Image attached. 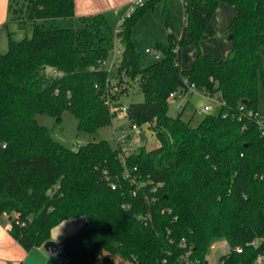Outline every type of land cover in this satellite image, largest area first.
<instances>
[{"label":"trees","instance_id":"1","mask_svg":"<svg viewBox=\"0 0 264 264\" xmlns=\"http://www.w3.org/2000/svg\"><path fill=\"white\" fill-rule=\"evenodd\" d=\"M23 1L10 0V9L15 22L33 25L32 36L9 33V49L0 51V221L10 214L11 236L30 251L64 221L84 218L64 240V264H208L219 240L229 244L220 264H264L257 261L264 256V133L256 117L264 0H183L181 37L170 33L169 46L157 48L164 58L143 67L132 32L158 1L145 0L120 24L116 82L99 65L114 39L104 14L78 19L79 28L46 29V21L75 20V0ZM222 3L237 8L228 56L199 52L183 69L182 48L200 45ZM132 82L144 100L128 104L126 115L150 125L154 149L126 152L100 140L72 150L36 119L48 114L60 124L70 111L79 130L96 133L112 124ZM191 84L222 104L197 126L181 117L184 107L169 113L173 92L190 96Z\"/></svg>","mask_w":264,"mask_h":264},{"label":"rangeland","instance_id":"2","mask_svg":"<svg viewBox=\"0 0 264 264\" xmlns=\"http://www.w3.org/2000/svg\"><path fill=\"white\" fill-rule=\"evenodd\" d=\"M24 1L20 0V4ZM128 12V11H127ZM12 17L9 21L7 27L0 29V51L5 53L9 49V33L12 34L15 40H22L26 37H31L33 32V25L31 23H24L21 25L19 22H15L12 19L15 18L13 12L11 11ZM127 14V13H126ZM184 6L182 0H158L154 7L148 11L135 25L132 32V40L135 44L136 51L140 56L141 66L146 67L155 62H158L164 58V53L160 48L158 54L152 55L147 53L148 48H167L170 44V33L175 36L176 39L179 38L183 26H184ZM78 22L71 19H62L56 21H46L44 22V27L46 29L52 28H79ZM117 25L115 23L109 22V33L115 34ZM229 33L224 32L222 34L214 35V32L208 35L207 40H212L208 44L213 45V47L218 46L217 41L220 38L222 44L230 43ZM190 46L182 48L186 50ZM197 52H202V47H195ZM217 48V47H216ZM218 50V48H217ZM111 56H109L110 58ZM264 68V63H263ZM116 71L110 73L111 79L115 80ZM129 83L130 80H129ZM133 83V82H132ZM130 92L129 94L122 96V103L128 105L132 102H141L144 100V96L139 89L138 82L129 84ZM206 98L202 96L199 92H195L192 99L177 98L171 102L169 106V113L173 116L180 114L179 106L187 104L182 118H187L190 114L196 111L197 114H204L202 112L203 106L206 103ZM208 102V101H207ZM217 107L215 102H210ZM257 109L260 114V123L264 125V77L261 76L259 83V94ZM216 113V111H214ZM213 114V113H211ZM36 119L39 124L47 127L53 137L57 142L62 143L66 147L77 150L80 146L88 144L90 142H98L100 140H108L115 148L119 145L124 147L129 151H138L141 147L146 146L148 149H154L159 145L156 138H152V132L150 129L143 128L141 135H124L122 129L124 127H129L131 120L126 115V113L117 112L113 118L112 124L99 129L96 133H88L78 129V119L70 112L65 111L62 115L61 123H57V119L48 114H37ZM117 139H120L118 143ZM14 215V214H12ZM11 218L10 214H5L2 217V221L9 222ZM63 226L55 229L52 232V237L56 238L58 231H61ZM216 244V245H215ZM211 248L208 255V264H220L221 257L229 252V245L225 240H219ZM120 258L118 257V260ZM22 264H64L63 260L58 256L49 255L43 247L33 248L30 251L25 252V256L22 260ZM130 264V263H127Z\"/></svg>","mask_w":264,"mask_h":264},{"label":"crops","instance_id":"3","mask_svg":"<svg viewBox=\"0 0 264 264\" xmlns=\"http://www.w3.org/2000/svg\"><path fill=\"white\" fill-rule=\"evenodd\" d=\"M131 1L132 0H75V14H76L75 21L77 22L78 19L90 15L104 14L109 22L115 23L118 27L122 19L128 14L131 6ZM236 15H237V8L235 6L227 3L220 4V6L216 11L214 19L209 23L205 31L204 39L200 42L203 53L211 54L214 56V58L218 60L225 59L228 56L230 50L232 49V42L230 39H229L230 43L222 44V41L219 38L217 41L218 46H216L218 50L216 47H213L212 43L208 44L209 42H212V40H208V41L205 40H207V38L209 37L208 35H210L213 32L215 36L218 34L220 35L224 32L229 33V25ZM11 17L12 14L10 9V0H0V29L3 27H7L9 21H11ZM184 25H185V15H184ZM182 32L179 38L181 37ZM200 45L198 47H200ZM195 47H196L195 45H190V48L183 50V52L181 50L180 64L183 69H190L192 67L193 62L198 54L197 50H195L196 49ZM157 50L158 52L160 51L159 49ZM195 92H199L200 94H202V96L205 97L206 100L208 101V102L206 101L205 105L203 106V109L206 105H210L212 106L211 113H213L214 115L219 114L222 104L216 96L205 95L201 91H195ZM194 93L186 97V99H189V102L192 99ZM189 102H187V104H189ZM210 102H215L217 104V107L211 104ZM187 104L180 105L184 107L182 110V114ZM203 109L202 112L204 114H200L199 116V114H197V112L195 111L192 114V116L190 114L187 118H183V119L187 122H190L191 125L197 126L205 118V116L208 115V113H205ZM214 111H216V113ZM151 137L154 138L153 133ZM117 141L118 143H120L119 142L120 139H117ZM84 222H85L84 218L70 219L64 221L62 224H60L59 226L53 229L54 231L55 229L61 226L64 227V229L62 228L61 231H58L56 238L52 237L51 240L64 241L68 236L76 233L79 230V228L84 224ZM10 226L11 225L9 222H4L2 220L0 221V264H22V260L25 256L26 250L11 236Z\"/></svg>","mask_w":264,"mask_h":264},{"label":"built area","instance_id":"4","mask_svg":"<svg viewBox=\"0 0 264 264\" xmlns=\"http://www.w3.org/2000/svg\"><path fill=\"white\" fill-rule=\"evenodd\" d=\"M144 2H145V0H132L129 12L126 16H129L137 7L143 6ZM124 19H125V17L122 19V21H124ZM122 21H121V23H122ZM120 24L117 27L115 34H114L113 47L111 49V54H110L111 57L110 58L108 57L106 59H101L99 61L100 67L107 69L110 73L112 71L117 72V70L120 68V66L122 64V60H123L124 46L122 45V38L119 36L120 31H121ZM146 51H147V53H150L152 55L158 54V50L156 48L147 49ZM51 74L54 76L60 75V73L57 70H53ZM195 91H198L196 86L194 84L189 85L188 93H191V92L194 93ZM205 95H207V94H205ZM187 96H188L187 92L175 91V92H173L171 97H172V100H175L177 98L185 99ZM116 109L118 112L127 113L128 105H122L121 107L116 108ZM179 110H182V106H179ZM203 110L205 113L210 114L212 112V106L206 105ZM240 110L244 111L245 110L244 106H241ZM256 117L258 118L259 125H260V127L264 133V125H262L260 123V119H259L260 114L257 113ZM143 128L150 129V125L146 124L144 126H141V125L136 124L135 122H133V123L131 122L129 127H124L122 129V132L124 135H127V134L141 135L143 132ZM123 149L126 152L128 151L125 148H123ZM134 194L136 195V192H134ZM124 207L130 208V205L127 204ZM147 218L148 217H146V216L140 217V219H143V220H147ZM251 245H256V241H252ZM263 259H264V256L259 255L257 258V261L262 262ZM64 261H67V260L65 259Z\"/></svg>","mask_w":264,"mask_h":264},{"label":"water","instance_id":"5","mask_svg":"<svg viewBox=\"0 0 264 264\" xmlns=\"http://www.w3.org/2000/svg\"><path fill=\"white\" fill-rule=\"evenodd\" d=\"M229 39H233V34L231 33L229 35ZM101 94V92H99ZM243 103L248 105L249 101L248 100H243ZM133 123V121H132ZM65 247V241H54V240H49L43 245V248L46 250V252L51 255L55 256L58 255Z\"/></svg>","mask_w":264,"mask_h":264}]
</instances>
